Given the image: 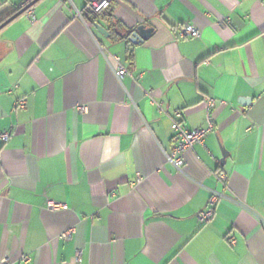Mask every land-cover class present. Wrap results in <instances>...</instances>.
I'll list each match as a JSON object with an SVG mask.
<instances>
[{
	"label": "crops",
	"instance_id": "1",
	"mask_svg": "<svg viewBox=\"0 0 264 264\" xmlns=\"http://www.w3.org/2000/svg\"><path fill=\"white\" fill-rule=\"evenodd\" d=\"M26 2L0 0V25ZM86 2L0 31V263L264 264V0H111L91 22ZM206 98L213 130L177 172L169 117L204 129ZM210 191L227 200L203 224Z\"/></svg>",
	"mask_w": 264,
	"mask_h": 264
},
{
	"label": "built area",
	"instance_id": "2",
	"mask_svg": "<svg viewBox=\"0 0 264 264\" xmlns=\"http://www.w3.org/2000/svg\"><path fill=\"white\" fill-rule=\"evenodd\" d=\"M34 0H27L26 6L31 4ZM111 0H87L84 12L91 15V16H99L103 14L110 5ZM27 18L30 20L31 23L35 22V17L33 14L32 8L28 9L25 12ZM77 15L80 16V13L77 12ZM180 39H198L199 38V31L193 28L190 25L182 24L177 27L176 34ZM99 51L108 62H112L116 69L114 71L115 77L118 81H121L125 76H130L127 69H125L122 64L121 60L117 55H109L105 49L99 48ZM205 104V118H206V127L204 129L198 130H188L186 129L180 122L181 114L180 112H174L170 117V131L173 135L174 146L170 155H166L165 159L168 164H170L177 172H182V167L184 164L183 156L186 152L193 149V147L197 144H202L206 136L212 132L213 124L211 122V111L216 107L217 102L213 99L206 98L204 99ZM159 107V106H157ZM26 108V104L21 101L17 102L14 105V109L24 110ZM160 111L161 108L159 107ZM78 114H84L86 111L85 106H78L74 109ZM13 136V129L6 130L0 133V142L2 144L7 143L11 137ZM214 177L218 183L224 184L226 181L225 175L223 173H215ZM142 183V178L137 176L135 182L130 184L131 187H137ZM227 200L224 194L210 191V195L207 201L206 208L199 212L196 218L203 224L209 222L215 211V207L222 201ZM238 204V203H237ZM239 205V204H238ZM47 209L50 212H58L60 210L65 209L64 206L60 204H53L49 202L47 204ZM77 260L79 261L80 252H76ZM25 262H29V259H25ZM0 264H9L8 261H3Z\"/></svg>",
	"mask_w": 264,
	"mask_h": 264
},
{
	"label": "water",
	"instance_id": "3",
	"mask_svg": "<svg viewBox=\"0 0 264 264\" xmlns=\"http://www.w3.org/2000/svg\"><path fill=\"white\" fill-rule=\"evenodd\" d=\"M38 1L40 0H34L31 4L25 6L24 8H22L19 12H17L16 14H14L13 16H11L9 19H7L4 23H2L0 25V31L6 26L8 25L10 22H12L14 19L20 17L22 14H24L28 9L32 8ZM95 28L101 33L104 34V30H102V28L95 26ZM142 27H138L134 30H130V34L132 35V40L131 42L133 44H136L138 41L137 38H139L140 36V31H141Z\"/></svg>",
	"mask_w": 264,
	"mask_h": 264
},
{
	"label": "trees",
	"instance_id": "4",
	"mask_svg": "<svg viewBox=\"0 0 264 264\" xmlns=\"http://www.w3.org/2000/svg\"><path fill=\"white\" fill-rule=\"evenodd\" d=\"M83 16L86 19V21L91 22L87 13L83 12Z\"/></svg>",
	"mask_w": 264,
	"mask_h": 264
}]
</instances>
